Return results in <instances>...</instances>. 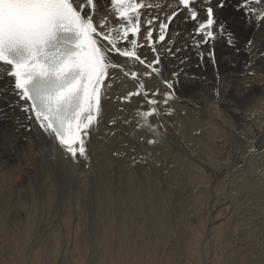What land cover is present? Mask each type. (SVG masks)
<instances>
[{
  "label": "bare ground",
  "instance_id": "obj_1",
  "mask_svg": "<svg viewBox=\"0 0 264 264\" xmlns=\"http://www.w3.org/2000/svg\"><path fill=\"white\" fill-rule=\"evenodd\" d=\"M71 1L91 18L106 65L83 137L88 159L40 127L0 63V264L9 255L37 264L35 240L45 235L57 264H264V0H193L187 10L178 0H132L144 6L136 51L148 64L159 58L152 69L109 44L132 47L112 0ZM207 7L214 38L201 47L188 13L203 20ZM160 22L169 24L163 42ZM56 201L68 212L43 221L35 205ZM12 239L29 245L16 251Z\"/></svg>",
  "mask_w": 264,
  "mask_h": 264
},
{
  "label": "snow or ice",
  "instance_id": "obj_2",
  "mask_svg": "<svg viewBox=\"0 0 264 264\" xmlns=\"http://www.w3.org/2000/svg\"><path fill=\"white\" fill-rule=\"evenodd\" d=\"M249 2L259 3V0ZM192 3L193 0H178V5L185 10ZM88 4L91 5L92 0H88ZM112 4L117 6V14L127 22L121 28V38H130L132 47L121 51L111 38L108 39L109 44L113 45L119 56L135 58L141 65L152 69L154 64L160 63L159 58L148 64L136 51L141 47L137 37L143 27L139 9L144 6L132 0H112ZM223 6L222 3L218 5L220 8ZM204 12L206 18L199 21L195 11L188 13L190 20L197 22L194 31L200 37L198 44L201 47L211 44L216 24L213 9L207 7ZM177 15L178 12L173 11L167 21H172ZM153 23L152 19L147 21L149 28L144 36L149 48L154 43ZM57 25L70 26L80 37L77 51L66 59H52L42 51V46L52 36ZM168 26V22L159 23V41L165 40ZM93 33L91 18L82 19L70 0H0V63L8 66L7 76L13 78L20 100L30 102L31 111L40 127L45 131L50 129L60 144L67 146L72 158H77L78 152L84 160L88 159V155L83 137L95 119L94 112L99 105L98 93L106 68L104 53L92 38ZM207 56L212 59L211 47ZM52 82L56 85L55 91L45 93L44 89ZM165 83L169 89L174 87L172 82ZM170 96L171 93H165V103ZM156 103L155 99L148 100L150 105ZM143 115L148 117L153 112H144ZM73 119L76 122L75 131L72 130ZM81 127L85 131L81 132ZM148 143L154 141L149 140Z\"/></svg>",
  "mask_w": 264,
  "mask_h": 264
},
{
  "label": "rangeland",
  "instance_id": "obj_3",
  "mask_svg": "<svg viewBox=\"0 0 264 264\" xmlns=\"http://www.w3.org/2000/svg\"><path fill=\"white\" fill-rule=\"evenodd\" d=\"M87 2H88V0H86ZM213 0H205V2H206V4H210L211 2H212ZM83 9V8H82ZM82 15H83V13H81ZM84 16V15H83ZM130 78V77H129ZM56 203H57V206L56 205H50V209H48V208H39V207H41V205H35V208H36V210H37V212H38V214L39 215H42L43 216V221L46 219V218H48V217H52V219H55L56 217L54 216V215H57V214H62V215H64L63 213L64 212H68V207L67 206H69V205H66V206H64V205H61L60 206V204H59V202L58 201H56ZM59 204V205H58ZM26 206V205H25ZM27 206H29V205H27ZM26 206V207H27ZM54 207H56L55 209H54ZM66 209L67 208V210H64V208ZM53 208V209H52ZM63 210L62 212H59L58 210ZM56 210H57V213H56ZM52 211H55V212H52ZM53 214V215H52ZM60 214V215H61ZM8 230V229H7ZM47 235H45L44 237L42 236V239L40 240V238L38 239V238H36V240H35V244H37V247H36V249H38V252L36 253V261H37V264H47V262H48V264L52 261V264H55L54 263V260L53 259H56V257H55V255L53 254L54 252H53V249H54V247H55V243H54V240L55 239H53V237H49V236H47ZM51 236V235H50ZM44 238V239H43ZM57 240H59L58 242L61 244V246H64L65 245V239H63V238H58ZM36 241L38 242V243H36ZM10 244H11V246H13L14 248H15V250L16 251H19L20 249H25L28 245H29V240H22V239H12L11 241H10ZM85 245V244H84ZM54 246V247H53ZM77 251H78V254L81 256V253H83V251H82V249H81V247L78 245V247H77ZM51 252V253H50ZM49 253L52 255H49ZM18 255V254H17ZM10 256H11V258H10ZM53 258V256L55 257V258H53V259H51V257ZM14 257H15V255H9V259H11V260H9L8 261V264H12L13 262H15L14 261ZM16 258H17V256H16ZM50 258V259H49ZM114 259V258H113ZM38 260H39V262H38ZM5 261V260H4ZM44 261V262H43ZM56 261H57V259H56ZM9 262H11V263H9ZM18 263V262H17ZM16 262L14 263V264H17ZM51 264V263H50ZM57 264V263H56Z\"/></svg>",
  "mask_w": 264,
  "mask_h": 264
}]
</instances>
